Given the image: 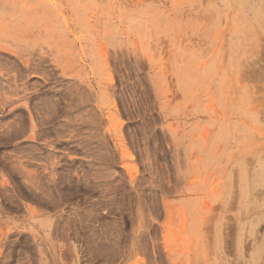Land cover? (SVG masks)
Instances as JSON below:
<instances>
[{
  "label": "rangeland",
  "instance_id": "obj_1",
  "mask_svg": "<svg viewBox=\"0 0 264 264\" xmlns=\"http://www.w3.org/2000/svg\"><path fill=\"white\" fill-rule=\"evenodd\" d=\"M262 171L264 0H0V264H264Z\"/></svg>",
  "mask_w": 264,
  "mask_h": 264
},
{
  "label": "bare ground",
  "instance_id": "obj_2",
  "mask_svg": "<svg viewBox=\"0 0 264 264\" xmlns=\"http://www.w3.org/2000/svg\"><path fill=\"white\" fill-rule=\"evenodd\" d=\"M224 1H227V0H224ZM240 3H241V2H240ZM229 4H230V3H229ZM240 6H241V5H240ZM262 16H263V15H262ZM259 22H260V21H259ZM262 26H263V25H262ZM256 65H257V64H256ZM262 69H263V68H262ZM262 69H261V70H262ZM262 172L264 173V171H262ZM220 243H221V242H220Z\"/></svg>",
  "mask_w": 264,
  "mask_h": 264
}]
</instances>
